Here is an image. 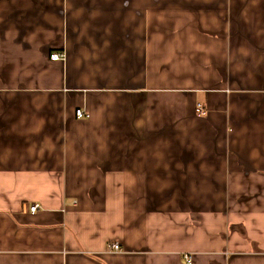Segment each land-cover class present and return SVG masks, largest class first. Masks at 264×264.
<instances>
[{
	"label": "crops",
	"instance_id": "0c3cea01",
	"mask_svg": "<svg viewBox=\"0 0 264 264\" xmlns=\"http://www.w3.org/2000/svg\"><path fill=\"white\" fill-rule=\"evenodd\" d=\"M0 264H264V0H0Z\"/></svg>",
	"mask_w": 264,
	"mask_h": 264
},
{
	"label": "built area",
	"instance_id": "2783aa9c",
	"mask_svg": "<svg viewBox=\"0 0 264 264\" xmlns=\"http://www.w3.org/2000/svg\"><path fill=\"white\" fill-rule=\"evenodd\" d=\"M50 60L52 62L64 61L65 55L63 53H54V54L50 55ZM195 111L200 116L205 115L204 109L200 104H197L195 106ZM75 116L78 118H87V115L85 113H83L82 110H76ZM38 209H39V206L34 205L29 210H30V212L35 213L38 211ZM120 252H121V244H120V241L118 239H110V240L106 241V253L118 254ZM187 261H188V258H187Z\"/></svg>",
	"mask_w": 264,
	"mask_h": 264
},
{
	"label": "rangeland",
	"instance_id": "374dc122",
	"mask_svg": "<svg viewBox=\"0 0 264 264\" xmlns=\"http://www.w3.org/2000/svg\"><path fill=\"white\" fill-rule=\"evenodd\" d=\"M204 112H205V115H206V111H205V110H204ZM196 114H197V113H196ZM205 115H204V116H205ZM197 116H200V115L197 114Z\"/></svg>",
	"mask_w": 264,
	"mask_h": 264
},
{
	"label": "trees",
	"instance_id": "16d2710c",
	"mask_svg": "<svg viewBox=\"0 0 264 264\" xmlns=\"http://www.w3.org/2000/svg\"><path fill=\"white\" fill-rule=\"evenodd\" d=\"M57 53H59V52H57ZM195 113H196V111H195ZM199 117H202V116H199Z\"/></svg>",
	"mask_w": 264,
	"mask_h": 264
}]
</instances>
